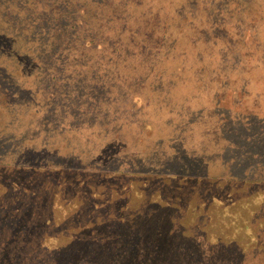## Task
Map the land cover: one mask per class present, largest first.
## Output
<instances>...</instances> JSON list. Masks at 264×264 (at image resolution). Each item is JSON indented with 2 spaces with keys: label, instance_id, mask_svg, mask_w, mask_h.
Returning <instances> with one entry per match:
<instances>
[{
  "label": "rangeland",
  "instance_id": "rangeland-1",
  "mask_svg": "<svg viewBox=\"0 0 264 264\" xmlns=\"http://www.w3.org/2000/svg\"><path fill=\"white\" fill-rule=\"evenodd\" d=\"M80 2L0 0V156L126 161L149 176L129 204L149 239L122 246L151 264H264V229H238L264 218V0ZM215 21L222 35L201 38ZM227 40L246 67L224 65Z\"/></svg>",
  "mask_w": 264,
  "mask_h": 264
},
{
  "label": "trees",
  "instance_id": "trees-1",
  "mask_svg": "<svg viewBox=\"0 0 264 264\" xmlns=\"http://www.w3.org/2000/svg\"><path fill=\"white\" fill-rule=\"evenodd\" d=\"M76 1L81 0H62L66 4L64 7H73ZM89 1L95 0H82L80 6L88 5ZM64 19V14L59 17L61 23L67 21ZM215 24L212 30L205 26L196 27V30L201 38L219 37L225 23L215 21ZM81 27H84L83 21ZM62 30L61 25L59 37H62ZM78 36L84 46L96 44L98 49L104 48L100 40ZM233 42L227 40V49L220 50L224 65L229 64L227 68H230L243 61L242 65L246 67L244 55L232 47ZM262 52L264 55V48ZM57 85L61 86L56 83L48 88L52 95L58 92ZM252 102L257 101L253 99ZM136 103L138 99L130 100L133 106H137ZM40 112L35 108L34 117L38 118ZM5 158L0 156V264H151L149 259L153 258L143 250L142 244L143 259H140V253L122 246L125 239L133 235L140 237L141 243L145 237L149 239L144 231L145 220H136L129 207L134 199L132 183L135 182L138 188L144 187V191L147 186L149 176L142 169L130 170L126 161L109 170L86 165L76 167L68 158L59 160L57 156H51L44 159L42 154L41 158L37 154L32 158ZM41 178L48 181L49 189H41ZM219 199L222 203L223 199ZM140 209H145V203L140 204ZM231 214L226 212L227 216ZM230 219L231 216L228 218L230 224H236ZM239 225V231L250 236L251 230H257L254 226L264 229V218H244ZM155 231L159 235L165 232L160 227ZM248 244L240 248L242 258V253H251L250 241ZM238 247L239 242L229 240V252ZM154 253L158 257L161 251L154 250Z\"/></svg>",
  "mask_w": 264,
  "mask_h": 264
}]
</instances>
